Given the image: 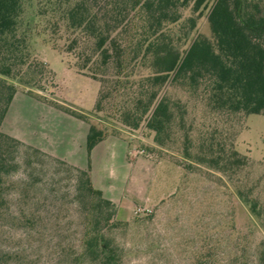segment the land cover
I'll use <instances>...</instances> for the list:
<instances>
[{
	"label": "trees",
	"instance_id": "trees-1",
	"mask_svg": "<svg viewBox=\"0 0 264 264\" xmlns=\"http://www.w3.org/2000/svg\"><path fill=\"white\" fill-rule=\"evenodd\" d=\"M24 2L0 0V217L7 207L13 154L22 147L45 154L77 174L80 198L92 203L81 231L84 264H123L111 235L119 225L117 205L93 186L91 169L76 168L2 130L22 86L90 125L89 156L109 136H121L89 114L34 91H45L52 75L35 56L32 40L38 31L55 49L73 55L81 74L100 83L97 114L133 132L144 124L158 148L179 144L187 162L227 175L264 228V163L255 175L251 159L224 132L228 123L264 115L262 1L213 0L210 6L211 0H38L34 26L24 21ZM205 10L211 36L198 35L187 45Z\"/></svg>",
	"mask_w": 264,
	"mask_h": 264
},
{
	"label": "rangeland",
	"instance_id": "rangeland-1",
	"mask_svg": "<svg viewBox=\"0 0 264 264\" xmlns=\"http://www.w3.org/2000/svg\"><path fill=\"white\" fill-rule=\"evenodd\" d=\"M37 2H24V21L31 26L35 25ZM208 12L204 11L189 34L187 45L198 35L211 36ZM32 43L35 56L52 71L46 90L35 92L89 114L119 131V137L133 132L95 112L100 83L78 71L73 55L55 49L48 36L38 31ZM19 91L25 92L22 86ZM19 97L12 115L26 138H33L22 125L44 117L50 104H37L31 95L27 96L30 100ZM201 107H195L199 121L204 118ZM57 110L54 113L59 117ZM139 131L146 141L137 145L146 150L144 156L152 159L151 165H160L159 179L152 188L143 186V191L133 194L130 185L122 186L127 199L150 194L156 200L147 208L139 207L143 212L126 217L117 211L114 219L119 225L111 235L122 251L123 264H264V228L239 199L234 182L221 172L187 162L177 149L179 144L158 148L144 124ZM224 132L238 152L251 159L253 173L260 174L264 115L251 114L243 122L228 123ZM13 157L6 178L7 207L0 217V264H84L81 231L92 203L80 198L77 174L25 147Z\"/></svg>",
	"mask_w": 264,
	"mask_h": 264
},
{
	"label": "crops",
	"instance_id": "crops-1",
	"mask_svg": "<svg viewBox=\"0 0 264 264\" xmlns=\"http://www.w3.org/2000/svg\"><path fill=\"white\" fill-rule=\"evenodd\" d=\"M20 95L31 99L23 91L16 93L3 121V132L76 168L81 170L90 168L93 186L100 190L105 198L117 205L119 215L126 217L131 212H135L136 208H147L156 201L150 194L141 198L135 197L133 200L127 199L126 191L122 189V186L127 184L134 191L132 194L137 193L143 186L152 188L159 179L160 165L156 163L151 165L152 159L144 155L136 156L133 153L139 142L146 141L139 130L127 133L128 136H109L99 143L89 156L87 137L90 125L48 105L49 109H45L44 117L42 115L28 123L24 121L22 127L33 137L27 139L17 119L12 115L14 102L17 98H22L19 97ZM32 100L37 104L46 103L35 97H32ZM54 110L59 112V117H56L57 113H54Z\"/></svg>",
	"mask_w": 264,
	"mask_h": 264
},
{
	"label": "built area",
	"instance_id": "built-area-1",
	"mask_svg": "<svg viewBox=\"0 0 264 264\" xmlns=\"http://www.w3.org/2000/svg\"><path fill=\"white\" fill-rule=\"evenodd\" d=\"M133 153L136 155V156H139V155H146V150L142 147H137L135 149H133ZM145 209L143 208H136L135 210V213H139V212H143Z\"/></svg>",
	"mask_w": 264,
	"mask_h": 264
}]
</instances>
